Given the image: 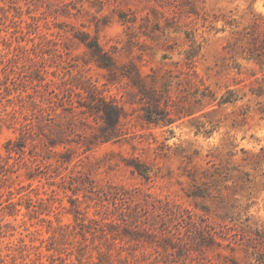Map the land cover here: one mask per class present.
Instances as JSON below:
<instances>
[{
	"label": "rangeland",
	"instance_id": "obj_1",
	"mask_svg": "<svg viewBox=\"0 0 264 264\" xmlns=\"http://www.w3.org/2000/svg\"><path fill=\"white\" fill-rule=\"evenodd\" d=\"M0 165V264H264V0H0Z\"/></svg>",
	"mask_w": 264,
	"mask_h": 264
},
{
	"label": "trees",
	"instance_id": "obj_2",
	"mask_svg": "<svg viewBox=\"0 0 264 264\" xmlns=\"http://www.w3.org/2000/svg\"><path fill=\"white\" fill-rule=\"evenodd\" d=\"M81 41H85V39H81ZM86 46L88 48H92V45L86 44ZM35 79H37L39 85L42 84V82L44 81V78H42L39 74L38 71L35 72ZM47 84V83H45ZM92 111L95 113H99L101 112L103 114V119L106 122V124L111 127L114 128L115 125L118 123L119 120V115L118 112L116 110V108L114 106H108L106 104H103V106H100L99 104L95 107H92ZM10 146H8L7 152L10 155L12 153V151L14 153L17 152H23V148H24V142L21 140V138H17L15 142L13 143H9ZM6 170H3V165H0V175H6ZM32 177V176H30ZM12 195V194H11ZM31 200V199H29ZM17 205H20V203L15 204L12 202H9V204L7 205V210L5 209V214L9 215L11 217H14L16 215H18V213L20 212L19 209L16 208ZM27 213H29V211H32L33 209H31V206H29V203L25 206ZM26 213V214H27ZM44 221V220H42ZM125 234L129 235V234H134L133 232H129L128 230H123Z\"/></svg>",
	"mask_w": 264,
	"mask_h": 264
}]
</instances>
